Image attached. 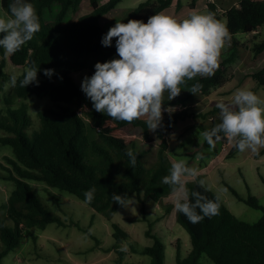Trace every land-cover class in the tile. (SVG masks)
<instances>
[{"label":"trees","instance_id":"1","mask_svg":"<svg viewBox=\"0 0 264 264\" xmlns=\"http://www.w3.org/2000/svg\"><path fill=\"white\" fill-rule=\"evenodd\" d=\"M83 1L26 0L33 4L41 27L10 58L15 65L28 69L40 67L39 83L21 87L19 82L25 71L22 72L17 77L16 85H11L5 93V104L0 107V128L5 131V135L0 136V142L11 146L14 154L6 157L12 165L5 166L9 173L0 170V176L16 183L7 200L6 216L0 214V264L10 251L20 246L26 235L32 233L33 228H46L52 222L67 224L42 201L40 193L26 179L43 181L48 188L67 190L85 202L84 193L95 189L93 200L87 203L108 217L122 207L113 201V193L123 195L126 201L137 193L142 204L141 219L149 220L150 227L146 234L154 239V244L133 245V248L137 252L150 254V264H165V244L153 230L155 221L148 218L146 205L150 201L161 203L173 194L172 187L162 183L163 177L169 175L173 162L168 153L170 141L167 135L174 130L176 123L191 116L208 117V122L199 124L203 131L211 130L221 122L217 104L227 100L220 99L208 111L196 115L185 104L195 95L188 90L193 84L199 83V93L209 95L215 88L225 86L232 76L235 77V71L229 73V70L240 58V42L234 36L238 32H245L256 37L264 25V0H241L223 11L227 19L226 27L234 38L233 45L219 61L220 66L213 76H198L187 81L180 86L184 92L180 98L169 101L164 96V102L172 108L179 104L186 107L174 109L171 114L164 112L162 127L155 131L161 139L159 158L149 165L144 152L138 149L134 140H127L121 135V131L130 126L142 127L146 140L154 141L155 136L148 130L146 118L127 123L95 111L91 100L75 82V71L90 68L94 72L97 62L109 61L117 54L116 41L110 47L101 43L102 37L114 26L103 24L102 18L122 0H108L105 3L90 0L93 9L73 18ZM196 1L191 0L190 7L194 8ZM10 3L12 0H1V7L9 14ZM173 3L174 0H146L135 7L121 10L119 19L121 22L129 19L147 22L150 16L161 13ZM177 5L179 8L182 6L181 2ZM217 8V2H208V13L220 21L221 13L217 12ZM250 48L255 58L264 54V39L255 42ZM6 65L4 49L0 47V100L5 85L10 81ZM44 69L58 70L55 77H61L62 82L46 76ZM251 76L264 85V66L252 71ZM251 91L258 95L256 89ZM34 95L50 97L53 105L38 111L40 124L29 136L27 130L32 127L34 118L29 111L28 100L34 99ZM221 136L215 144L217 153L229 144L223 134ZM207 146L204 140L201 146H197L193 152L189 151V154L195 155ZM128 149L136 154L134 168L127 155ZM237 151L232 145L226 156H233ZM259 154H264V149ZM204 178L200 173L198 177L188 180L186 186L190 201L194 202L191 196L194 191L206 195L210 200L218 197L219 211L217 215L205 217L197 224L190 223L183 213L177 211V220L190 232L193 245L186 258L178 253V264H201L203 255H207L214 264H264V205L251 194L247 198L243 197L228 184L240 200L263 210V216L256 222L241 219L215 190L206 184L203 187L199 185V180ZM262 179L264 181L263 175ZM206 188L210 191H205ZM170 210L168 207L167 211ZM196 211L199 213V209ZM114 228V237L118 242L131 237L121 224L114 223ZM33 236L38 238L35 233ZM119 264L123 263L120 261Z\"/></svg>","mask_w":264,"mask_h":264},{"label":"rangeland","instance_id":"2","mask_svg":"<svg viewBox=\"0 0 264 264\" xmlns=\"http://www.w3.org/2000/svg\"><path fill=\"white\" fill-rule=\"evenodd\" d=\"M108 0H101L105 3ZM133 0H123L110 13L102 18L105 25H115L117 21L121 22L118 13L124 8L137 6ZM138 3L143 0H137ZM191 0H182L181 4L188 6ZM217 2L219 7L225 11L227 8L238 4L241 0H197L194 8L190 7L189 11H180L178 5L166 8L163 14L171 15L177 19L189 17L193 12L207 14L208 2ZM93 9L90 0H84L77 12L73 14V18H77L82 14L88 13ZM221 13L220 22L226 26L227 19ZM9 13L1 7L0 0V17H8ZM261 32L255 37L253 34L238 32L234 37L240 42L239 53L240 58L229 70V73L235 71L236 76L230 80L225 86L215 88L209 94L204 95L198 93L190 100L186 101L194 114L208 111L220 99L230 102L234 93L241 88L248 90L256 89L258 96L264 100V85L259 84L249 74L255 69L264 65V54L254 57V53L250 46L255 42L264 39V25ZM234 38L227 40L224 48L221 50L219 61L226 55V52L233 45ZM116 38L113 39V42ZM119 58L114 55L111 59ZM110 59V60H111ZM28 69L22 65H15L10 56L7 58L5 70L10 75H20ZM58 72L56 70L51 77L56 81L62 82L61 77H55ZM94 72L90 68H85L74 72L75 82L81 86L83 78L91 76ZM230 77V75H229ZM231 78V77H230ZM231 78V79H232ZM9 81L7 90L1 95L0 107L5 104L4 96L10 88ZM181 94L176 97L180 98ZM167 96V93H165ZM34 99L28 100L29 111L34 118V123L27 130L29 136L32 135L35 127L40 124L38 111L44 107L53 105L50 97H38L34 95ZM165 103V102H164ZM191 104V105H190ZM170 105L165 103L164 108ZM181 110V109H178ZM146 118V117H144ZM210 118V117H209ZM147 119V118H146ZM202 116H191L185 120L175 124V128L167 136L169 137V150L171 160H185L189 167H195L201 174L205 176V184L215 190L227 203L229 208L241 219L256 222L263 216V210L255 208L243 200H240L231 190L228 184L238 190L243 197L253 195L257 197L260 204L264 205V154L257 155L246 150L244 152L237 151L235 155L227 157L226 154L230 150L232 144H227V148L217 153L215 147L209 145L203 150L198 151L195 155H190L189 151H194L197 146H201L204 138L200 135L202 128L200 122H208ZM151 134L155 136V140L148 142L146 140L144 129L142 127L130 126L121 131V135L127 140H134L140 151L144 152L145 159L148 164L156 162L159 158L161 139L156 132ZM5 135V131L0 128V136ZM224 147V146H223ZM264 148L259 150V153ZM14 156L13 149L9 145H3L0 142V170L9 173L5 166H11L6 159L7 156ZM188 180L191 178H187ZM30 184L34 185L40 193L42 201L55 213L60 215L67 224L59 225L58 222H52L46 228L35 227L32 233L26 235L20 246L10 251L3 259L2 264H150L152 256L134 250L133 245L147 246L154 244V239L146 234L150 227L148 219H141L143 216L138 194L132 195L127 201V208L121 207L111 217L97 212L87 202L80 199L75 194L61 190L59 188L50 187L43 181L26 179ZM187 184V183H186ZM16 187V183L0 176V214H7V200L11 192ZM187 188V186H186ZM188 191V188H187ZM175 200L174 193L166 197L161 203L150 201L147 203V215L151 220L155 221L152 226L154 232L160 235L161 240L165 244V264H178V253L182 258H186L192 250V238L190 232L177 220V211L174 210ZM168 207L171 210L168 212ZM114 223L130 232L131 237L124 242H118L114 237ZM89 230V231H88ZM91 232V233H90ZM33 233L38 235L36 239ZM122 247L125 250H121ZM201 264H214L207 256L203 255Z\"/></svg>","mask_w":264,"mask_h":264},{"label":"clouds","instance_id":"3","mask_svg":"<svg viewBox=\"0 0 264 264\" xmlns=\"http://www.w3.org/2000/svg\"><path fill=\"white\" fill-rule=\"evenodd\" d=\"M9 10L10 16L0 17V34H3L0 47L4 49L5 59L20 50L41 27L33 4L26 0H12ZM114 38L119 58L97 62L94 73L83 78L81 90L91 100L95 111L127 123L146 117L148 130L155 132L162 127L164 112H173L172 107H163L165 93L171 101L181 94L180 86L187 81L198 76H213L220 66L221 50L231 36L213 14L193 12L182 20L158 13L147 22L141 19L117 21L101 43L110 47ZM39 71L40 67L26 69L20 86L38 84ZM53 72V69H44L46 76ZM10 83L16 85V75L11 76ZM7 87L6 84L5 90ZM200 89L201 85L196 83L188 91L197 95ZM217 107L221 122L200 134L208 145L214 148L223 134L239 152L251 150L259 155V150L264 148V100L253 91L241 88L230 102H219ZM127 155L134 168L136 154L128 149ZM199 175L197 168L189 167L187 161L181 159L172 162L169 175L162 179V183L172 187L174 210L183 213L192 224L219 211L218 197L210 200L194 191L191 193L194 202L190 201L187 178ZM199 185L203 187L205 181L199 180ZM94 191L89 189L84 193L86 202L93 200ZM112 196L114 202L127 208L123 195L113 193Z\"/></svg>","mask_w":264,"mask_h":264},{"label":"crops","instance_id":"4","mask_svg":"<svg viewBox=\"0 0 264 264\" xmlns=\"http://www.w3.org/2000/svg\"><path fill=\"white\" fill-rule=\"evenodd\" d=\"M122 1H123V0H122ZM122 1H121V2H122ZM144 1H146V0H143L142 2H144ZM181 1H182V0H174V3H173V4L177 5L178 2H181ZM132 2H134V3L138 4V5L141 3V2L138 3L139 1H137V0H133ZM188 4H189V3H188ZM133 7H135V6H133ZM170 7H175V6L172 5V6H170ZM170 7H168V9H170ZM188 7H189V9H191V8H190V5H188V6L186 5V6H184V4H182V6H181L179 9H180V11L185 12V11H189V10H188ZM128 8H131V7H128ZM124 9H126V8H124ZM164 10H165V9H164ZM161 13H162V12H161ZM170 16H172V14H171ZM263 66H264V65H263ZM263 66H262V67H263ZM262 67H261V68H262ZM261 68L255 69L254 71H257V70H259V69H261ZM251 72H252V71H251ZM251 72H250V74H249L250 76H251ZM235 76H236V72H235ZM236 77H237V76H236ZM251 77H252V76H251ZM252 78H253V77H252ZM233 79H234V78H233ZM233 79H231V81H232ZM227 83H228V82H227Z\"/></svg>","mask_w":264,"mask_h":264},{"label":"built area","instance_id":"5","mask_svg":"<svg viewBox=\"0 0 264 264\" xmlns=\"http://www.w3.org/2000/svg\"><path fill=\"white\" fill-rule=\"evenodd\" d=\"M223 10H222V7H219L218 6V8H217V12L218 13H220V12H222ZM169 107H171V106H169ZM186 106H184V105H182V104H179L178 106H176V108H173V110L174 109H183V108H185ZM168 108V107H167ZM167 108H165V109H167ZM165 112H167V111H165ZM227 148V145H225L224 147H223V149H226Z\"/></svg>","mask_w":264,"mask_h":264}]
</instances>
